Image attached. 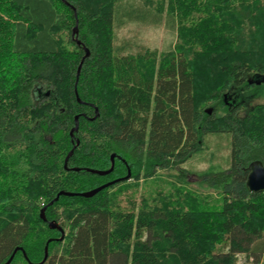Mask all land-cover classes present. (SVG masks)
I'll return each instance as SVG.
<instances>
[{"label": "trees", "instance_id": "trees-1", "mask_svg": "<svg viewBox=\"0 0 264 264\" xmlns=\"http://www.w3.org/2000/svg\"><path fill=\"white\" fill-rule=\"evenodd\" d=\"M133 22L165 24L176 40L133 52L117 44V28ZM262 95L264 0H0V264L19 247L28 258L18 250L10 264L40 263L50 238L43 264H234L255 240L264 253V192L246 186L249 165L264 164ZM217 133L231 136L230 168L207 180L224 184L219 207L191 196L121 206L131 179L188 162ZM113 153L110 174L86 171L109 169ZM129 168L131 179L91 198L62 195L41 218L60 191ZM49 221L69 229L63 240Z\"/></svg>", "mask_w": 264, "mask_h": 264}, {"label": "rangeland", "instance_id": "rangeland-1", "mask_svg": "<svg viewBox=\"0 0 264 264\" xmlns=\"http://www.w3.org/2000/svg\"><path fill=\"white\" fill-rule=\"evenodd\" d=\"M165 1L167 7L168 0ZM175 40L176 32L169 29L165 24L155 26L133 22L117 28V44L129 42L132 44L133 52L137 50L136 46L139 45H145L150 49L163 52L169 48L171 41ZM253 101L255 103L264 102V95ZM202 146L203 149L200 152L180 166L177 165L172 169H160L152 179L143 177L144 173L138 181L135 178L131 179L130 183L136 187L126 191L121 196V206L126 211L139 210L144 200L149 201V207L150 205L154 207L164 204V198L184 201L191 196L198 201H194L195 203L202 204L204 201H210V206L219 207L222 203L224 184L211 183L207 180L211 174L223 172L230 168L231 136L222 133L209 134L205 137ZM183 170L185 175L183 179H180ZM198 207L201 206L198 205ZM64 228L67 234L69 229L65 226ZM58 238L56 239L59 240ZM257 242L258 240L254 241L249 251L237 253L234 264H264V253L259 254L253 248ZM230 246L231 243L227 240L226 243L217 247L215 254L228 253L231 249Z\"/></svg>", "mask_w": 264, "mask_h": 264}, {"label": "water", "instance_id": "water-1", "mask_svg": "<svg viewBox=\"0 0 264 264\" xmlns=\"http://www.w3.org/2000/svg\"><path fill=\"white\" fill-rule=\"evenodd\" d=\"M72 35L77 40V43L79 45H82L81 41L78 39V24L75 26ZM85 49H86V55L82 59L80 65H79L78 77L80 75V70H81L82 65L84 63V59L90 55V50L88 48H85ZM207 112H208V114H211L212 113V108L207 109ZM76 121H78V116L76 117ZM78 128H79V124L77 123L76 126L70 132L72 138H74V135H75L74 133H75V131L78 130ZM73 143H74L73 148L70 150V152L68 153V155L65 158V168H67V164H68L69 158L73 155L75 149L80 144V140L79 139H73ZM116 157H117L116 153H113L111 155V167L109 169H106V170H99V169H94V168H85V169L88 172L95 173V174H98V175H101V176L108 175L114 169V164H115V158ZM74 170L75 171H80V168H74ZM248 170H249V174H248V178H247V181H246V186H247L248 191L250 193H252V194L264 192V164H263V162L260 161V160L253 161L249 165ZM131 176H132V172H131V169L129 168L128 169V173L124 177L112 180V181L107 182V183H105V184H103V185H101V186H99L97 188H94V189H91V190H88V191H84V192H70V191H63L62 190V191H60L57 194V196L50 203H48V205H45L41 209L40 216H41V218L44 221H47V218H46V215H45V211H46L47 207L49 205H52L62 195H66V196L79 195V196H83V197H86V198H91V197L95 196L98 192H100L101 190L109 187L110 185H113V184H115L117 182H120V181L131 179ZM49 227L51 229H57V230L60 231L61 237L58 238L59 240H63L65 238L66 231H65L64 227L59 222H57V221H49ZM52 240L53 239L50 238L47 241L46 246H45V256H44L43 260L40 263H36V264H43L47 260V258L49 256V243ZM18 250H22L24 255H25V257L28 258L25 250L23 248L19 247V248L15 249V251L10 256V258L5 262V264H10L12 262L15 254L17 253Z\"/></svg>", "mask_w": 264, "mask_h": 264}, {"label": "flooded vegetation", "instance_id": "flooded-vegetation-1", "mask_svg": "<svg viewBox=\"0 0 264 264\" xmlns=\"http://www.w3.org/2000/svg\"><path fill=\"white\" fill-rule=\"evenodd\" d=\"M47 91L45 89H39V93L37 94L38 97H34L36 101L41 100V94L46 93ZM48 94V93H47Z\"/></svg>", "mask_w": 264, "mask_h": 264}]
</instances>
